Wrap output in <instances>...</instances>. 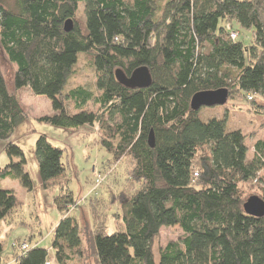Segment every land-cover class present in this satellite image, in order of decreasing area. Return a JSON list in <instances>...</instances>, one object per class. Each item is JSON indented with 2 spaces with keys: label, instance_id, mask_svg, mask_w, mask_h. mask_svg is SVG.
I'll return each mask as SVG.
<instances>
[{
  "label": "trees",
  "instance_id": "obj_1",
  "mask_svg": "<svg viewBox=\"0 0 264 264\" xmlns=\"http://www.w3.org/2000/svg\"><path fill=\"white\" fill-rule=\"evenodd\" d=\"M70 18L74 28L67 32ZM227 24L238 32L235 25L251 29V41L239 40L240 32L232 39ZM0 46L16 68V91L51 99L52 113L38 122L98 127L100 145L113 159L132 158L138 187L118 199L124 229L109 233L105 223L89 238L97 264H264V216L246 213L249 197L242 188L264 170V138L250 158L240 128L229 129L226 118L205 121L202 107H191L202 90L227 88L229 96L253 102L264 97V0H0ZM80 53L93 58L97 94L69 87ZM141 66L150 70L149 86L129 87L116 77L118 69L129 77ZM16 91L0 66V142L11 160L0 167V177L32 189L26 153L12 138L28 119ZM90 101L97 111L84 107ZM34 154L46 189L70 166L64 149L45 133ZM78 203L68 189L56 199L65 214L52 245L59 264L67 262L65 249L79 250L83 243L81 226L69 213ZM18 205L14 189L0 187V228ZM175 225L184 237L170 240L157 258L153 247L161 229ZM13 246L14 264H46L50 256L28 239ZM2 252L0 243V264H7Z\"/></svg>",
  "mask_w": 264,
  "mask_h": 264
},
{
  "label": "rangeland",
  "instance_id": "obj_2",
  "mask_svg": "<svg viewBox=\"0 0 264 264\" xmlns=\"http://www.w3.org/2000/svg\"><path fill=\"white\" fill-rule=\"evenodd\" d=\"M164 3L166 0H158ZM78 13L79 20H83L82 6ZM232 24H227V26ZM233 27V26H232ZM239 29V40L250 42L253 31ZM231 37V36H230ZM0 66L10 91H16L14 85L15 66L9 61L0 46ZM98 71L90 54L80 53L79 61L72 75L69 87L87 86L97 94L96 82ZM20 103L28 119L18 126L13 134V140L25 151L27 158L26 170L30 173L33 188H26L19 179L1 178L0 187L13 188L19 199V205L13 210L1 225L0 243L3 244L2 258L7 264H14V254L18 251L13 245L25 239L32 245H39L49 250L48 262L59 264L53 248L54 230L63 219L64 212L60 211L57 197L68 191L79 203L71 208L70 215L77 219L81 226L83 243L78 250L65 249L68 255L66 264H97L90 235L100 230L103 225L108 226V232L124 229L119 195L121 192L132 195L138 187L132 178L133 161L128 155L121 160L113 159L105 148L100 145L98 127L83 126L78 129H64L38 122V118L53 111L52 101L45 95L34 94L23 88L16 91ZM258 104V105H257ZM70 111L75 112V104L68 101ZM87 109H99V105L90 101ZM200 117L207 121L212 117L226 118L229 129L240 128L247 136L246 143L251 158L254 154V143L264 138V97L256 95L255 102L249 101L245 95L229 96L224 105L203 106ZM48 135L50 141L64 149V163L66 172L57 178L50 188L42 184L39 166L35 158L36 141L40 134ZM4 142H0V167L9 163L10 157L3 149ZM18 160L14 158V161ZM259 181L246 183L242 186L246 197L261 196L264 188V170L258 175ZM263 178V179H261ZM185 235L179 225L163 227L154 243V254L159 258V251L170 240H179ZM29 244V241L27 242ZM66 244H63L65 246ZM67 246V245H66ZM65 246V248H67Z\"/></svg>",
  "mask_w": 264,
  "mask_h": 264
},
{
  "label": "water",
  "instance_id": "obj_3",
  "mask_svg": "<svg viewBox=\"0 0 264 264\" xmlns=\"http://www.w3.org/2000/svg\"><path fill=\"white\" fill-rule=\"evenodd\" d=\"M73 28V19H67L64 23L65 31L69 32ZM116 77L122 84L129 87H146L152 83V75L147 66L137 68L129 77L121 69H118L116 71ZM228 98L229 91L227 88L202 90L193 95L191 107L194 110H199L203 106L224 105L227 103ZM148 141L151 147L155 146V133L153 130L150 132ZM244 209L247 214L262 217L264 216V199L258 195H252L244 203Z\"/></svg>",
  "mask_w": 264,
  "mask_h": 264
},
{
  "label": "built area",
  "instance_id": "obj_4",
  "mask_svg": "<svg viewBox=\"0 0 264 264\" xmlns=\"http://www.w3.org/2000/svg\"><path fill=\"white\" fill-rule=\"evenodd\" d=\"M227 27L230 29V36H231V38L232 39L238 38L239 32L236 31V30L231 29V26L230 25H228ZM27 247H28V244L26 242H24L22 244V246H21V248H22L23 251L27 250ZM46 264H50V262L47 261Z\"/></svg>",
  "mask_w": 264,
  "mask_h": 264
}]
</instances>
